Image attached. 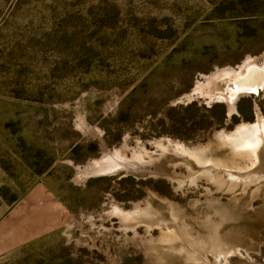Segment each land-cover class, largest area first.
I'll return each instance as SVG.
<instances>
[{"label":"rangeland","instance_id":"1","mask_svg":"<svg viewBox=\"0 0 264 264\" xmlns=\"http://www.w3.org/2000/svg\"><path fill=\"white\" fill-rule=\"evenodd\" d=\"M262 53L264 0H0V264H191L165 228L129 217L144 215L231 264L259 255L264 175L229 190L178 159L224 165L222 133L264 122V87L229 117L183 101L200 76ZM101 142L172 178L80 181Z\"/></svg>","mask_w":264,"mask_h":264},{"label":"bare ground","instance_id":"2","mask_svg":"<svg viewBox=\"0 0 264 264\" xmlns=\"http://www.w3.org/2000/svg\"><path fill=\"white\" fill-rule=\"evenodd\" d=\"M263 66L264 56L259 65L257 64V59H246L238 68V71L235 72L229 68L221 69L205 79L204 84H197L193 92L207 97L209 101L213 99L223 100L229 104L228 111H231L234 109L233 104L238 94L243 95V93L254 92L257 95L259 89L262 90L264 87ZM255 121L256 123L253 125L245 124L237 127L229 136L221 135V142L230 152L231 159L224 165L223 163L219 165L212 164H214L215 168L221 169V172L226 176L225 180H223L222 176H218L219 171L217 170L218 172H216L212 164L211 167L206 168L202 167L206 162L195 161L197 169L211 173L216 184H220L229 190L240 188L244 191L251 184L259 182V178L264 175V122L259 118L258 114H256ZM184 163L187 164L186 162ZM189 163L190 168L194 167L191 162ZM143 166H149V164L142 162L141 156L127 160L114 151L109 156H104L99 161L94 162L92 167L95 169L88 170L85 168L83 176ZM129 217L133 221L136 220L137 222L135 223L143 222L146 224L147 227H144L146 231H149L154 226H159L161 229L165 228L166 232L162 233L164 247L176 250L191 264H231L228 255L212 244L211 241L203 245L196 240L189 239L188 235L179 226L173 224L172 221L166 222L163 219L149 218L145 215ZM262 239L264 242V236Z\"/></svg>","mask_w":264,"mask_h":264},{"label":"water","instance_id":"3","mask_svg":"<svg viewBox=\"0 0 264 264\" xmlns=\"http://www.w3.org/2000/svg\"><path fill=\"white\" fill-rule=\"evenodd\" d=\"M263 56H264V53H262L258 58L246 57L243 61H245L246 59H257V63H258V61H261ZM242 63L243 62H241L235 68H229V69H232L233 71L236 72V71H238V68L241 66ZM263 68H264V66H263ZM224 69H226V68H224ZM219 71L220 70H214L209 75L200 76L195 81L194 87L191 89L190 93L187 94L186 96H184L183 101L188 102V101H192V100L196 99V100L201 101L205 105H210L212 102L223 104L224 107H225V116L229 117V116H231L233 114L235 108L233 110H231V111H228V105L229 104H227L225 101H223V100H215V99L209 101L207 97L201 96L199 93L193 92V90H194V88H195V86L197 84H204L205 83V79H207L211 74H215V73H217ZM244 95H255V93L254 92H247V93H243V95L238 94L236 97L238 99V98H240L241 96H244ZM235 101H234V103H235ZM255 120H256V112L254 114V118H253L252 122L240 123L237 126L245 125V124L250 126V125H253L255 123ZM233 130L230 133H232ZM222 134L225 135L224 133H222ZM152 144H154V143H152ZM100 150H101V154H100L98 159L92 160L89 163H87L85 166L79 167L77 169V177H78V179H80V181H83V180L88 179V178L116 177V176H118L119 178L131 176V177H133L135 179H138V180H144V179H148V178L155 177V176H165V177L172 178L171 177L172 175L170 174V172H168V171L160 172L157 168H155L154 170H151L150 166H143V167H140V168H130V167H128L127 170L126 169H117V170H114V171H112L110 173L88 174V175L83 176L85 168L88 169V170H92V168H93L92 165H93L94 162L99 161L104 156H109L110 153H112V151H114V150L108 149L103 142H101V144H100ZM178 161H179V164L185 166L188 169V171L191 172V174L196 173L199 176H204L202 173L199 174V172H198L199 170L197 169L198 167L190 168L183 161H180V159H178ZM93 169H95V168H93ZM154 229L155 228H153V230ZM238 252L240 254H242L241 250H239ZM248 256L251 259V261H247V260L243 259V263L244 264H254V263H258V262H262V261L263 262L261 264H264V242L262 243V246L260 247V254L259 255L248 254Z\"/></svg>","mask_w":264,"mask_h":264},{"label":"trees","instance_id":"4","mask_svg":"<svg viewBox=\"0 0 264 264\" xmlns=\"http://www.w3.org/2000/svg\"><path fill=\"white\" fill-rule=\"evenodd\" d=\"M222 116H223V111H222ZM130 178V177H129ZM130 179H133L132 177Z\"/></svg>","mask_w":264,"mask_h":264}]
</instances>
